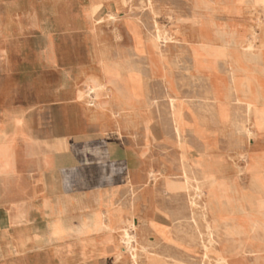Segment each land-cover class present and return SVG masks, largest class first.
I'll return each mask as SVG.
<instances>
[{
    "label": "crops",
    "instance_id": "0c3cea01",
    "mask_svg": "<svg viewBox=\"0 0 264 264\" xmlns=\"http://www.w3.org/2000/svg\"><path fill=\"white\" fill-rule=\"evenodd\" d=\"M36 1L34 6L29 4V8H23L22 4L27 5L23 0H0V264H134L132 251L136 242L132 241L129 249L123 238L130 220L137 227H143V231L136 233L143 245L149 246L158 238L161 244L158 252L174 251L173 255L183 264H216L214 256L210 260H201L203 248L199 244L193 252L172 242V238L188 242L199 233L192 228H175L176 225L170 223L177 220L164 214V210L171 213V209H177L182 203L166 190L165 179L173 170L179 172L180 169L179 164H172L171 141L176 139V133L170 118V105L156 99L152 73L139 70V67L131 71L120 70V81L108 84V76L114 77L117 70L110 69L114 73H108L106 63L102 67L100 54L106 53L108 59L117 61L122 57L118 48L112 50L106 44L93 59L95 65L60 71L58 86L45 89L42 83L30 87L21 83L13 85V76L22 77V74H14L11 70L14 54L10 44L20 42L21 34L31 26L33 18L28 12H35L36 23L42 21L44 3L43 0ZM127 1L103 0L99 12L106 9L108 16L115 13L120 17L126 10ZM202 2L193 0L200 13L204 11L197 5ZM92 4V0H88L91 18ZM242 6L241 14L230 15L227 19L226 14L214 13L212 16L217 17L211 21L228 20V26L233 30L250 35L256 24V14L246 5ZM110 22L122 32L126 31V21ZM206 26V31L215 27L209 21ZM201 31L205 30H189L184 34L187 45L194 42V33ZM125 38L135 43L133 34L126 33ZM146 40L148 43L149 39ZM212 44H218V41L213 40ZM42 55L46 64H54V54L47 51ZM129 55L133 58L139 53L134 50ZM225 70L229 71L228 67ZM258 70L264 80V61ZM127 76L140 80L146 94L122 104L130 98L128 85L122 81ZM165 76V90L170 87L177 93L173 87L175 81ZM229 77L228 81L222 77L224 88L232 86L231 75ZM96 79L104 81L98 95L90 93L91 87H98L94 83ZM218 83L221 84V79ZM179 86L185 119H190L191 113L195 112L196 120L200 115L201 124L214 128L211 117L203 116L199 105L193 109L182 96L186 85ZM15 92L19 93L18 100H14ZM222 118L226 119V116L222 115ZM43 123L48 125L47 129L39 126ZM33 125L38 126L34 128ZM185 129L190 141L194 139L189 155L201 168V173L211 176L207 171L216 166L214 161L209 155L198 152L199 140L194 138L189 127ZM233 133H217L219 146L214 151L225 155L227 165L242 164L241 159L236 161V152L226 148L228 137ZM256 141L264 147V134L247 139L244 150L250 149ZM93 165H99L98 172L83 171V167ZM75 174L87 180L83 188H74ZM201 201L202 204L203 199ZM253 215L255 219L256 214ZM143 219H149L150 227L142 224ZM200 225L204 231L201 222ZM254 242L255 246L264 244L261 239ZM227 249L230 264H256L244 254H230L232 247ZM168 259L169 263L174 260ZM146 262L143 259L139 264ZM259 264H264V260Z\"/></svg>",
    "mask_w": 264,
    "mask_h": 264
},
{
    "label": "bare ground",
    "instance_id": "6f19581e",
    "mask_svg": "<svg viewBox=\"0 0 264 264\" xmlns=\"http://www.w3.org/2000/svg\"><path fill=\"white\" fill-rule=\"evenodd\" d=\"M153 1L154 0H147L150 6H154ZM219 1L222 0H209V2L211 3L218 4ZM223 1H226L227 3L246 5V7L252 9L255 12L256 24L259 23L257 22V15L259 13L258 6H261L264 10V0ZM92 3L93 17L96 18L95 16L98 14L101 5L104 3L103 0H92ZM152 10H154L153 7ZM192 13L196 16L200 13L198 12V10H196L193 0ZM204 13L212 15L208 12ZM109 18L112 21L118 20V16L115 13H110ZM218 20L219 19L209 21L211 25L215 26L213 29H209V31H201L198 34L194 33L195 40L194 42L189 43L192 63L188 66L189 74H191L192 77L196 80L198 79L199 81H205L209 79L211 81V90L206 93H203L201 96H199V99L201 98V100H203L202 108L211 111L210 121H214L215 127L208 128L207 125L201 124L200 121L202 120H199L200 115H197V120L196 117L193 116L195 112H192L191 118L186 120L182 109V105L184 104L183 99L180 96V92L174 88L177 91V93H174V91L170 87H168V91L166 94V96L168 97L167 102L170 105V118L173 121L172 127L174 129V133H176L177 148L180 151V155L178 157L180 171L176 172L175 169L171 172V176H166V190L171 191L176 198L175 200L178 202L182 201V203L180 205L178 204L179 207L177 206V209H171L170 212L172 214L169 213L167 209L164 210V214L171 216L172 220H177L179 222L178 225L174 226L175 228H192L195 229V231H198L199 236H192L191 240L188 242L193 245L199 244L204 249L205 252L203 254V258L208 257V252L215 251L216 264L230 263L228 261V257L225 255L224 250L222 249L217 251V249H215L214 247L216 243L220 242L218 233L222 228L221 225L213 223L214 216H219L222 219L231 220L233 227H236V225L238 224L240 225L239 227L241 229H244L245 235L241 234V232H238L236 230L232 231L226 229V235L231 236L230 238L233 241V246L235 245L234 247L232 246L233 250L230 252V254L244 253V255L249 256L252 261H254L256 264H259L262 260H264V244H262L261 246H255L253 244L255 243V240H263L262 235H264V147H261L259 142L256 141L250 147V149L247 148L246 150H244V144L245 141L249 138H257V133H260L261 130H264V80L260 75L261 72L258 70V65L264 61V23L258 24V26H260L259 30L262 32L260 45L253 44L252 42H249L247 38H245L239 46V52H237L241 53L239 54V57L238 55H235V53L232 52V50H235L233 45L220 42L222 41L224 36L219 30V27H221V25H225V23L221 21L222 24H220ZM97 21L98 19H96V22ZM128 21L130 22L129 30L133 32L134 36L135 43L133 51L135 50L138 53H144L146 51V47L151 46V49L154 51V53H156L159 58L162 57V44L165 45V43H167V41L171 39L170 32L167 29L157 28L156 35L150 38L148 40L149 44L147 43L146 45V43L142 39L143 37L141 30L135 24H132V21L126 20L127 23ZM256 24L255 27L250 30V32L256 31ZM213 40L218 41V44H212ZM105 54L106 53L100 54L101 62L106 63L105 66L109 69L116 68L117 74L114 77L119 81L121 79L119 74L120 70L131 71L135 68L132 65L123 63L122 61L110 60ZM105 57L107 58L106 60L104 59ZM200 57L203 59H211L213 61L212 67H205L204 65H202V63L199 64L196 59ZM220 62H223L224 65L228 67L230 71L232 80L231 88H224L212 78L215 71L218 70L219 65L222 64H219ZM140 68L138 69L140 70ZM145 70L147 71V69ZM164 77L167 79L166 76ZM122 81H124V83L128 85L132 101H136L137 98H141L146 94V88L144 87L142 82L136 77L127 76ZM106 82L108 84H115L110 79L106 80ZM94 83H97L98 87H91V93H97L96 95H98V91L102 87L101 84L104 83V81H99L96 79L94 80ZM159 83L160 82H158V84ZM184 89L186 90V88ZM128 102L129 101L126 100L125 102L122 101L121 103L124 104ZM222 115L226 116V119H223ZM261 116L262 118L259 119V117ZM164 117H167L166 114ZM247 122H249L250 127H248V125L246 124ZM186 126L190 128L194 138L198 139L200 142L198 152H201L205 155H209V157L212 158L216 165L215 168L219 172H221L223 167L227 165L226 163L229 162L222 152H220V154H217L214 151L219 146V141L217 140V133L219 131L221 133H226L227 131L233 133L235 131L236 133L234 132L232 134L233 136L228 137L226 148L228 150H234L237 154L236 156L242 161V164H230L237 170L236 176L232 178H225L217 177L214 174H211V176H207L204 174L205 172L201 173V168L195 165L194 158L189 155V151L193 149L192 142L194 139L190 141V138L186 135ZM168 127L169 126H167V129ZM227 134L229 135V133ZM141 141L142 140H140V142ZM243 176L246 177L247 182L244 181ZM203 190H207V195L206 198L203 199L201 211L198 210V212V197H201V192ZM253 213L259 214V217H255L254 219ZM200 217H202L204 220V231H201L200 229ZM143 222L144 223L142 224H147L150 227L149 219H143ZM232 225L230 226L231 228ZM130 229H136L137 231H143L144 229L142 226L137 227L133 224L132 220H130L125 226L123 232L124 241L127 243V247L129 249H131L132 241L136 242V246L133 248L132 251V259L134 261V264H139L140 260L143 259L147 261L146 264H183V262H181L173 255L174 251L170 253V251L167 250V252L164 253L167 255L158 252L157 248L161 245L158 241V238H156V241H153L154 243L150 242L151 244H149V246H145L141 243L139 236H137L136 234H132L130 232ZM175 252H177V250ZM168 258H173L174 260L169 263Z\"/></svg>",
    "mask_w": 264,
    "mask_h": 264
},
{
    "label": "rangeland",
    "instance_id": "374dc122",
    "mask_svg": "<svg viewBox=\"0 0 264 264\" xmlns=\"http://www.w3.org/2000/svg\"><path fill=\"white\" fill-rule=\"evenodd\" d=\"M140 1L142 4L140 3ZM23 2H26L27 5L22 4V7L29 8V4H32L34 6V4L37 1L23 0ZM43 3H44V7H43L44 11L41 17L42 21H40V23H36L34 18L35 12H28L27 14L29 16H31L32 14L31 19L33 18L31 26L28 27L21 34L22 37L20 42L10 44L14 54L13 55L14 58L11 61V70L14 74L16 73L22 74V77L13 76V80H12L13 85H19L21 83V84H26L28 85V87H30L31 85H35L36 83H42L45 89H49L51 88V86H58L59 83L61 82V75L59 73L60 71L67 68H72L74 66L95 65L96 62H94L93 59H95V56L99 51V49L101 48V46L107 44V46H109V48H111L112 50L113 48H117L118 46V50L121 51L120 55L122 57V59L118 61H122L125 64L132 65L133 67H139V68L141 67L140 69L142 70L147 69V71L145 70L146 73L150 72V74L152 73L154 75L153 76L154 80L152 82L157 83L156 85L157 100L161 102L163 101V103H165V101L167 102V96H166L167 90H165V86H164L165 85L164 83H166L164 76L166 74L168 75V78L171 77L176 82L174 86L176 90L179 91L180 86L178 85L180 84L183 86L186 85V92H184L185 94H182V96L188 101L189 105L192 104L191 106L193 109H196L195 107L198 104L199 105L198 109L201 111V114L203 116L205 117L211 116V111L202 108L203 100H201V98L199 99V96H201L203 93L210 91L212 84L209 79L205 81L203 80L199 81L198 79L196 80L195 78H193L191 74H189L188 66L192 63V58L190 54L191 52L190 47L189 45H186L187 43L184 34H188L189 30L203 29L206 31V29H208L206 28L207 22L217 17V16H212L214 13L226 14L227 19L230 17V15L243 13V6H241L243 4L227 3L226 1L223 0L219 1L218 4V3H211L209 2V0L208 1L203 0L202 3H199L197 5V7L203 9L204 12H208L212 15L206 13H202L201 15V13H199L196 16L192 13V0H178V1L154 0L153 1L154 6H150L147 0H134L133 2L128 0L126 10L120 17H118V20L132 21V24H135L141 30L146 45H147L146 39H150L154 35H156L157 28L167 29L171 35V39H169L167 43H165V45L162 44V50H163L162 55L164 56V58L163 56L159 58L156 55V53H154V51L151 49V46L150 47L147 46L146 51L144 53H139V56L136 55L133 56L134 58L133 59L131 58L129 53L133 51L134 43L131 42L128 38H125L126 33L133 34V32L129 30V24H130L129 21L127 23V27L125 31L126 33H125L121 31L122 29H120L119 27L115 26L113 23L110 22L112 20H110L106 9L99 12L95 16L96 18L94 17L91 18L89 8L87 7L88 0H43ZM152 7L154 8V10H152ZM258 9H259V13L257 15L258 18L257 22H259L258 24H263L264 10L261 6H258ZM96 19H98L97 22ZM224 23L225 25H221V27H219V30L224 36L222 42L233 45L235 50H232V52L235 53V55H238L240 57L239 54L241 53H237V52H239V46L245 38H247L248 41L252 42L253 44L260 45L262 32L259 30L260 26H258V24H256V28H257L256 31L250 32V35H246L245 33L239 34L238 31L233 30V27L228 26V24H230L228 20H225ZM220 24L222 23L220 22ZM47 51L51 55L54 54L53 58L55 62L53 65H51V63L46 64V61L43 60V58L45 57L42 54H44V52ZM188 60L191 61L189 62ZM196 61H198L199 64L202 63V65H204L205 67H212L213 64V61L211 59H205V58L203 59L201 57L197 58ZM221 63L222 62H220L219 64ZM101 64L102 67H104L102 62ZM221 65H219L220 69L218 68V70L215 71V74L212 76V78L215 79V81L217 82H219L221 79L220 85H223L222 77H224L226 80L227 79L229 80L230 72L225 70L226 66H224L223 63ZM112 69H116V68H112ZM110 72L114 73L112 70L108 69V73ZM108 79H110L115 84L119 81L113 76H108ZM158 82H160L161 84L159 83L160 84L159 85ZM190 89L193 91H191ZM15 94L17 95L16 97ZM18 94H19L18 92L13 93L14 100L19 99ZM129 96L130 98L128 101H132L130 91H129ZM165 108H167V106ZM261 118L262 116L259 117V119ZM33 126L34 128H36V126L38 125H33ZM39 126L42 129L48 128V125L44 123ZM248 127H250L249 124ZM260 134H264V130H261L260 133L259 132L257 133V135ZM171 148L173 153L172 164L178 166L179 149L177 148L176 139L175 140L173 139L171 141ZM92 158L94 159V157ZM232 159H234V156ZM235 159L237 162L238 160H240V158L238 157H235ZM204 163L210 164L209 161H205ZM85 167H83V171L84 169H86V170H91L92 172L94 171L98 172L100 169L99 165H95V166L93 165L91 167L85 166ZM207 173L209 175L214 174L217 177L232 178L236 176L237 170L233 166L225 165L221 172H219L215 167H213L210 171H207ZM73 179H74L73 181L74 188L77 189L83 188L84 184L85 185L87 184V180L86 179L83 180V177L82 176L79 177L78 174H75V178ZM244 181L247 182V179H244ZM206 195H207V190H203L201 192V197H198V201H200V203H198L197 205V211L198 210L201 211V207H202L201 200L205 199ZM255 217H259V214H256ZM200 218H201L200 222L203 224L202 227L205 230L204 220L202 217ZM152 220L153 219H151V221ZM153 221L159 222L158 220L155 219ZM178 223H179L178 221L176 222L171 221L170 224L178 225ZM213 223L222 226L220 232L218 233L220 242L216 243L214 247L215 249H218V247H220V250L223 249L225 255L227 256L228 254L227 248L231 249V247L233 246V241L230 238L231 237L230 235H226L225 233L226 229L232 231L236 230L238 232H241V234L245 235L244 229H241L239 227L240 225L238 224L236 225V227H233L231 220L222 219L219 216H214ZM231 225L232 228L230 227ZM130 230H135V232L130 231L132 234L137 233L136 229H130ZM262 238L264 241V235H262ZM172 242H174L179 246H182L187 250L193 252L196 251L197 245L190 244L189 242H185L183 240L177 241L174 240L173 238H172ZM256 244L259 245V242H256ZM204 252H205L204 249H202L201 260L204 261L210 260L212 256L214 257L216 256L215 251L214 252L210 251L208 252V257L203 258Z\"/></svg>",
    "mask_w": 264,
    "mask_h": 264
}]
</instances>
